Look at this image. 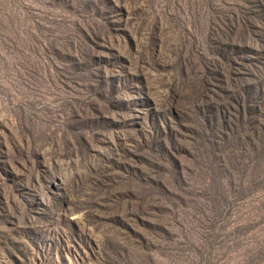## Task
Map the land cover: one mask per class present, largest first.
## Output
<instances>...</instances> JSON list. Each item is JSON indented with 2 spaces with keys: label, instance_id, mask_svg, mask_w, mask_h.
<instances>
[{
  "label": "rangeland",
  "instance_id": "rangeland-1",
  "mask_svg": "<svg viewBox=\"0 0 264 264\" xmlns=\"http://www.w3.org/2000/svg\"><path fill=\"white\" fill-rule=\"evenodd\" d=\"M0 264H264V0H0Z\"/></svg>",
  "mask_w": 264,
  "mask_h": 264
}]
</instances>
